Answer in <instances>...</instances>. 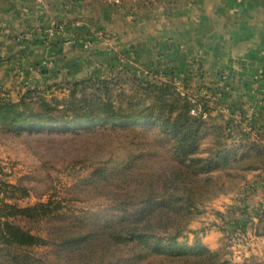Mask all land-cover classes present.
Returning a JSON list of instances; mask_svg holds the SVG:
<instances>
[{"label":"trees","instance_id":"obj_1","mask_svg":"<svg viewBox=\"0 0 264 264\" xmlns=\"http://www.w3.org/2000/svg\"><path fill=\"white\" fill-rule=\"evenodd\" d=\"M116 84L107 77L85 78L65 85L27 87L17 100L0 96V128L4 131L149 122L159 128L154 140L171 159L168 165H156L155 172L145 171V180L137 175L135 194L117 191L118 184L123 189L127 180L131 185L129 170L135 156L121 160L110 169L118 181L116 196L109 200L115 212L93 213L80 221L90 227L79 228L75 234L65 226L48 228L45 234L23 226L21 220H48L63 206L54 196L20 206L13 199L17 194L25 197L26 188L0 180V264H35L27 250L39 247H51L63 258L68 251L79 255L80 246L91 248L97 239L117 248L140 244L164 255L167 264H251L233 262L222 244L210 249L199 238L192 244L181 239L205 202L235 189L246 180L247 172L264 171V147L254 137L230 143L227 129L238 126L232 121L214 122L212 116L204 118L201 110L206 107L178 94L171 82L140 80L132 92ZM111 179L101 166L87 178L109 184ZM256 215L254 234L262 236L264 208Z\"/></svg>","mask_w":264,"mask_h":264},{"label":"crops","instance_id":"obj_2","mask_svg":"<svg viewBox=\"0 0 264 264\" xmlns=\"http://www.w3.org/2000/svg\"><path fill=\"white\" fill-rule=\"evenodd\" d=\"M49 17L87 27L54 33L45 43L36 29ZM98 29L120 54L99 41L93 34ZM112 56L110 66L118 60L128 66L131 57L135 69L152 66L197 93L207 90L212 102L224 106L210 116L227 123L232 112H240L264 132V80L257 79L264 72V0H0V88L76 79L86 74L85 66ZM258 209L250 217L228 215L249 221L246 232H239L237 221L228 223L226 234L235 247L245 244L246 234L252 244L264 241L253 234ZM223 233L220 226L206 227L200 241L215 249ZM250 256L244 252L239 258Z\"/></svg>","mask_w":264,"mask_h":264},{"label":"rangeland","instance_id":"obj_3","mask_svg":"<svg viewBox=\"0 0 264 264\" xmlns=\"http://www.w3.org/2000/svg\"><path fill=\"white\" fill-rule=\"evenodd\" d=\"M103 2L109 3L113 0H103ZM84 27L87 25L82 21L79 28ZM98 31L102 32L101 29ZM102 35L104 37V32ZM99 41L104 42L103 45L109 48V41L105 39ZM111 51L120 54L119 50L111 48ZM119 58L123 57L119 56ZM113 60L112 56L108 60L102 59L101 65L96 67L95 65L85 66L90 73L86 70L85 75L81 74L80 77H75L76 79L44 82L42 83L44 85L35 84L34 86L45 88L46 85L53 83L65 85L85 78L107 77L117 82L115 87L132 92V87L136 86L140 80L170 82L173 79L156 73V69L152 66L147 68L143 64L141 68L135 69L131 57L128 59L130 63H127L129 67L119 60H115V65L110 66L109 62ZM150 68H152L150 71L152 73L148 71ZM15 74L18 73L15 72ZM27 87L33 86L18 85L14 90L10 88L11 91L0 88V96L17 100ZM54 88L53 86L52 91ZM57 93L59 90H55V94ZM220 106L224 108L221 104ZM212 119L214 122H222L213 116ZM103 125L52 126L5 131L0 128V180L20 185L27 190L25 197L19 198L17 194L13 199L14 202L25 206L39 201L46 202L54 196L63 206L61 211H57L60 213L53 218L48 220L23 219L20 221L23 226L40 234H45L48 228L65 226L69 232L75 234L79 228L90 227L87 224L81 225L80 221L87 220L93 213L97 211L115 212L111 209L112 203L109 200L116 196L115 183L117 184L118 181L110 173V169L116 168L121 160L135 156L133 169L129 170L133 174L131 185L128 180L124 183L123 189L118 184L117 191L123 194L126 192L135 194L134 180L138 181L139 177L140 180H145V174H147L145 171L148 169L155 172L156 165L170 163L171 159L165 148L154 140V132L159 130L156 125L149 124V122ZM227 130L231 131L228 141L232 144L244 142L245 137L249 138L248 140L255 138L238 131L237 128ZM98 166L106 167V176H112L110 184L103 180L97 183L87 180L89 173ZM137 175L138 179L135 178ZM245 176L246 180L235 189L205 202L190 222L189 230L181 240L192 244L195 238L201 240V233L206 227L220 226V230L224 231V236L222 235L218 247L222 244L225 250L230 251L233 262L246 261L251 264H264V241L262 243L256 241L252 244L249 235L246 234L245 244L235 247V240L226 234L231 228L228 223L232 221L239 222L236 223L239 232H246L248 228L247 219L235 218L234 214L231 219L228 217L231 215L230 212L250 217L252 216L250 210L254 207L258 206L257 213L264 208V180L259 182L260 179L257 178L261 176L264 179V171H250ZM254 198L257 202H254ZM255 217L257 219L256 214ZM259 238L264 240V235ZM88 246L89 244L80 246L79 255L68 251L64 258L57 255L51 247L32 248L27 250V254L35 264H167L164 255L152 253L140 244L134 243L128 247L117 248L97 239L92 241L91 248ZM244 252H251V256L248 259L243 257L240 259L239 255Z\"/></svg>","mask_w":264,"mask_h":264},{"label":"built area","instance_id":"obj_4","mask_svg":"<svg viewBox=\"0 0 264 264\" xmlns=\"http://www.w3.org/2000/svg\"><path fill=\"white\" fill-rule=\"evenodd\" d=\"M39 3L43 2V0H37ZM121 0H113L115 3H120ZM237 1H242V0H237ZM47 24L46 26L40 25L36 29V34L37 36H40L39 39L42 42H49L50 36L54 33H58L60 35H65L68 32V29H71L72 27H79L81 25V22L79 21H71V22H66V21H60L57 20L54 17H49L46 20ZM94 35L100 37L101 39H104L102 32L96 31L94 32ZM258 80L263 81L264 80V72L261 70L257 76ZM176 92L180 94L183 97H187L191 102H198L201 105H204L206 109L201 110L202 111V116L204 118L208 117L210 115V111L217 109L219 111H223V108L212 102L211 99H209V96L207 95L208 91L201 89V93L195 92L190 86V84L183 83L182 81H179L178 79H172L170 81ZM200 105V107H201ZM230 120L235 126H238V131L249 134L252 137H255L258 142L264 147V132H260L258 130H255L254 127L251 125L249 121V116L241 114L240 112H232L230 114Z\"/></svg>","mask_w":264,"mask_h":264}]
</instances>
